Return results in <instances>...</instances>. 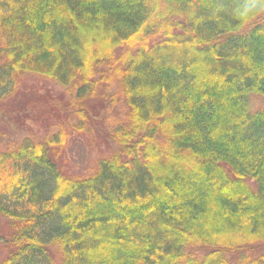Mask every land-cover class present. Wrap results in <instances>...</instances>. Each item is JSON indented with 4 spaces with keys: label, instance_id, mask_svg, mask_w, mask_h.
<instances>
[{
    "label": "trees",
    "instance_id": "trees-1",
    "mask_svg": "<svg viewBox=\"0 0 264 264\" xmlns=\"http://www.w3.org/2000/svg\"><path fill=\"white\" fill-rule=\"evenodd\" d=\"M30 77L76 122L0 150V264H264V0H0V105ZM111 89L109 152L74 175Z\"/></svg>",
    "mask_w": 264,
    "mask_h": 264
},
{
    "label": "rangeland",
    "instance_id": "rangeland-1",
    "mask_svg": "<svg viewBox=\"0 0 264 264\" xmlns=\"http://www.w3.org/2000/svg\"><path fill=\"white\" fill-rule=\"evenodd\" d=\"M114 89L90 100L91 110H86L90 121L82 132H70L62 156L65 169L74 175L86 176L94 171L96 160L109 152L112 142L107 130L117 118L120 103L110 99ZM74 96L57 85L36 78H23L17 83L14 94L0 105V150L18 143L22 138L42 140L60 130L61 122L71 124V105ZM251 110L264 109L258 96L250 98ZM21 119V123L14 118ZM109 145V149H108ZM7 221L0 217V246L7 234ZM5 252L0 247V260Z\"/></svg>",
    "mask_w": 264,
    "mask_h": 264
}]
</instances>
